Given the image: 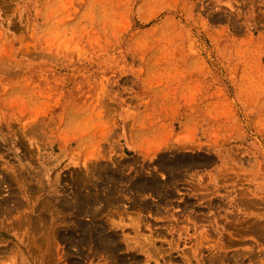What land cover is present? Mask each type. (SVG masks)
<instances>
[{"label":"rangeland","instance_id":"rangeland-1","mask_svg":"<svg viewBox=\"0 0 264 264\" xmlns=\"http://www.w3.org/2000/svg\"><path fill=\"white\" fill-rule=\"evenodd\" d=\"M0 264H264V0H0Z\"/></svg>","mask_w":264,"mask_h":264},{"label":"bare ground","instance_id":"bare-ground-1","mask_svg":"<svg viewBox=\"0 0 264 264\" xmlns=\"http://www.w3.org/2000/svg\"><path fill=\"white\" fill-rule=\"evenodd\" d=\"M179 160H181V159H179ZM178 160V161H179ZM178 163V162H177ZM148 183V182H147ZM144 185H146L145 183H144ZM151 186H153V184L152 183H150L149 182V187H151ZM146 187H148L147 185H146ZM91 194V193H90ZM93 199H95L96 200V198L95 197H92ZM80 201H81V199H80ZM87 201L88 202H92L93 200L91 199V197L89 198H87ZM86 201V202H87ZM82 202V201H81ZM81 202H80V204H81ZM85 201L83 200V203H84ZM96 202V201H95ZM88 204H90V203H88ZM83 205H85V204H83ZM83 205L81 204V207H83ZM85 207V206H84ZM93 235H96V233H94ZM103 237V236H102ZM106 238V241L108 242L109 241V238L108 237H105ZM101 240L103 239V238H100ZM104 240V239H103ZM105 241V240H104Z\"/></svg>","mask_w":264,"mask_h":264}]
</instances>
